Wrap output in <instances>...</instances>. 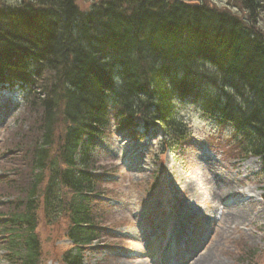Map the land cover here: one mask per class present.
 Masks as SVG:
<instances>
[{
    "label": "trees",
    "instance_id": "1",
    "mask_svg": "<svg viewBox=\"0 0 264 264\" xmlns=\"http://www.w3.org/2000/svg\"><path fill=\"white\" fill-rule=\"evenodd\" d=\"M243 1L251 16L262 9ZM223 14L169 0H105L87 12L77 0H0V84L30 90L14 138L23 183L0 182L2 198L16 199L0 206L10 264H39L40 206L47 225L69 223L62 264H83L101 237L94 156L113 113L124 126L159 122L174 150L186 135L180 111L196 105L232 126L240 156L259 157L264 177V36Z\"/></svg>",
    "mask_w": 264,
    "mask_h": 264
},
{
    "label": "rangeland",
    "instance_id": "2",
    "mask_svg": "<svg viewBox=\"0 0 264 264\" xmlns=\"http://www.w3.org/2000/svg\"><path fill=\"white\" fill-rule=\"evenodd\" d=\"M102 1L104 0H77V4L82 11L87 12ZM169 1L203 4L224 12L230 9L235 14L233 16L245 26L249 27L251 24L241 0ZM258 2L262 10L259 11L254 31L264 36V0ZM17 99L22 103L21 96ZM24 105V101L18 106L11 103L8 91L0 90V111L6 107L5 114H9L4 116L2 125L0 122V173L5 171L9 180L19 182L15 183L18 190L23 183L22 176L17 181L12 172L15 168L22 172L26 169L23 158L15 156L17 149L14 138L20 133L19 126L23 124L24 129V122L28 119ZM180 112L188 124L189 137L181 141L174 153L167 151L159 139L147 138L146 142H141L131 138L129 131L132 128L127 129L114 116L111 118L109 135L101 146L104 155L98 160V166L106 169V172L109 171L110 175L105 176V179L118 181L108 184L107 187L102 186L101 189H106L110 194L115 193L122 199L123 207L120 203V207H113L111 203L115 202L112 199H106V203L97 199L101 203L95 204V208L108 211L110 214L107 217L111 221L106 224L117 225L115 229L118 230L113 233L104 231L106 233L102 242L105 244L85 251L86 264H150L144 257V248L152 243L153 236L149 234L146 240V231L141 235L136 224L149 223L148 217L152 214L173 229L190 226L196 221L186 216L184 211L191 207L199 209L198 213L203 219L199 224H204L205 229H216L213 238L199 253L200 258L203 255L208 257L207 264H210V259L212 264H264V201L260 198L262 184L258 177L262 169L261 161L250 158L237 164L238 161L233 158H238V153L229 127L218 126L213 120H207L194 106H186ZM128 156L133 161L126 166L124 161ZM137 159H140V164L135 171L133 166ZM9 160L12 164L8 163ZM114 174L117 177H113ZM1 178L3 176L0 177V182ZM150 187L153 190L149 191ZM4 189L0 188V200L6 194ZM163 192L175 207L166 206L161 201L159 194ZM226 194L228 197L222 199V195ZM220 197L221 201L218 200ZM244 208L247 209L246 212L238 217L239 211L242 212ZM156 211L158 212L155 214ZM36 213L39 220L37 233L41 244L39 264H62L64 254L72 249L71 243L66 239L68 221L62 220L56 226H49L46 224L42 206ZM156 219L155 222H158ZM3 222L4 219H1L0 226ZM121 236L131 237L139 242H129L127 237ZM5 240H0V264H9L4 256L7 255ZM253 251L255 254L251 255Z\"/></svg>",
    "mask_w": 264,
    "mask_h": 264
},
{
    "label": "bare ground",
    "instance_id": "3",
    "mask_svg": "<svg viewBox=\"0 0 264 264\" xmlns=\"http://www.w3.org/2000/svg\"><path fill=\"white\" fill-rule=\"evenodd\" d=\"M234 13V12H233ZM233 13H231V18L232 19H237V17H235V16H233V15H235V14H233ZM228 185H225V187H227ZM222 188H223V186H222ZM222 197L223 198H227L228 196H227V194L226 195H222ZM222 197H220V199H218V200H222L221 198ZM246 208H244L243 210H242V212L241 211H239V213H238V217H241L242 216V213H244V212H246ZM198 214V211H197V209L194 207V209H193V207H191V208H188V211H187V215L189 216V217H194V216H196ZM172 242H174L175 244H176V239H174V238H172ZM166 248H167V246H166ZM168 248H170V249H172V250H176L177 249V247H172V246H169ZM173 257V256H172ZM208 263V257H205V256H202V258H200L199 260H197V262L195 263V264H207ZM210 264H212V262H211V259H210ZM216 264H220V263H216Z\"/></svg>",
    "mask_w": 264,
    "mask_h": 264
}]
</instances>
